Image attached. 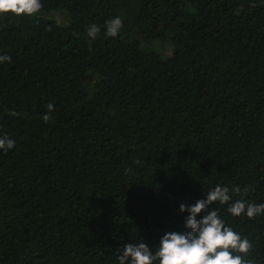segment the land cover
Segmentation results:
<instances>
[{"label": "trees", "instance_id": "16d2710c", "mask_svg": "<svg viewBox=\"0 0 264 264\" xmlns=\"http://www.w3.org/2000/svg\"><path fill=\"white\" fill-rule=\"evenodd\" d=\"M40 2L0 14V136L15 142L0 149V264L155 251L217 185L231 199L210 210L264 264V213L226 211L264 204V0Z\"/></svg>", "mask_w": 264, "mask_h": 264}, {"label": "clouds", "instance_id": "9594fccd", "mask_svg": "<svg viewBox=\"0 0 264 264\" xmlns=\"http://www.w3.org/2000/svg\"><path fill=\"white\" fill-rule=\"evenodd\" d=\"M41 7L40 0H0V14H12L15 17L33 16ZM122 26L119 16L111 19L105 25V35L116 37ZM99 32L100 28L92 25L87 35L95 39ZM10 60L9 56H0V62ZM53 110V104L49 103L43 116L45 122L50 119L49 113ZM10 114L17 115L15 112ZM14 146L15 142L7 135L0 136V149L7 152ZM244 191L246 194L248 190ZM232 192L239 194V187L233 188ZM230 199L229 189L217 185L207 191L205 199L197 200L193 206L186 208L181 204L179 212H187L184 232H166L155 251L143 242L126 244L118 257V264H246L244 257L251 250L250 241L226 226L216 210H210L214 203L225 205ZM226 211L233 217L245 215L253 219L264 213V204L246 203L241 198L230 204ZM201 213L204 215L198 220L197 216Z\"/></svg>", "mask_w": 264, "mask_h": 264}]
</instances>
